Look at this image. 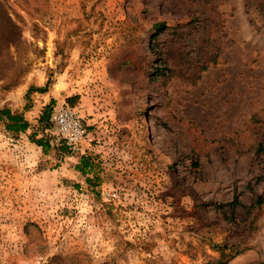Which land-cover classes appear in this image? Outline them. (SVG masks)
I'll return each mask as SVG.
<instances>
[{
  "label": "rangeland",
  "instance_id": "374dc122",
  "mask_svg": "<svg viewBox=\"0 0 264 264\" xmlns=\"http://www.w3.org/2000/svg\"><path fill=\"white\" fill-rule=\"evenodd\" d=\"M7 3L0 108L30 128L0 122V264H264V0Z\"/></svg>",
  "mask_w": 264,
  "mask_h": 264
},
{
  "label": "trees",
  "instance_id": "16d2710c",
  "mask_svg": "<svg viewBox=\"0 0 264 264\" xmlns=\"http://www.w3.org/2000/svg\"><path fill=\"white\" fill-rule=\"evenodd\" d=\"M164 23L158 22L154 25L155 34L161 30ZM20 38V27L12 18V12L10 11L7 0H0V63L5 61H10L12 59L11 46L16 44ZM10 84H16L12 81ZM35 90L42 92V88H36ZM30 91V87L27 92ZM71 102L72 100L69 99ZM51 111V106L47 105L44 111L39 116V127L44 129V126L48 125V119ZM0 122H3L5 128L9 131L16 133L25 132L30 128L29 122L24 117V112L19 109L11 110L8 107L0 108ZM32 141H34L38 146L46 149L47 143L42 139H35L34 135L31 136ZM79 164L75 165L81 173H86L92 169L91 163L88 156H85L84 151L79 154ZM90 182L89 179H87ZM220 246V245H218Z\"/></svg>",
  "mask_w": 264,
  "mask_h": 264
},
{
  "label": "built area",
  "instance_id": "2783aa9c",
  "mask_svg": "<svg viewBox=\"0 0 264 264\" xmlns=\"http://www.w3.org/2000/svg\"><path fill=\"white\" fill-rule=\"evenodd\" d=\"M51 121L58 129V135L72 151H83L88 148L89 133L79 110L61 102L51 113Z\"/></svg>",
  "mask_w": 264,
  "mask_h": 264
},
{
  "label": "crops",
  "instance_id": "0c3cea01",
  "mask_svg": "<svg viewBox=\"0 0 264 264\" xmlns=\"http://www.w3.org/2000/svg\"><path fill=\"white\" fill-rule=\"evenodd\" d=\"M83 100V101H85L86 100V98L84 97V96H82L79 100ZM46 102H44L43 103V105L45 104ZM83 111H86V113L88 112V113H90V110L88 109V107H84L83 108ZM91 120H94L95 121V119L94 118H91ZM90 135V134H89Z\"/></svg>",
  "mask_w": 264,
  "mask_h": 264
}]
</instances>
